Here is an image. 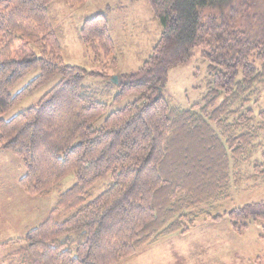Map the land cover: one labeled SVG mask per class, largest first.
Returning a JSON list of instances; mask_svg holds the SVG:
<instances>
[{"label":"trees","instance_id":"1","mask_svg":"<svg viewBox=\"0 0 264 264\" xmlns=\"http://www.w3.org/2000/svg\"><path fill=\"white\" fill-rule=\"evenodd\" d=\"M58 1L0 0V152L22 160L19 184L28 195L58 192L49 217L3 263L120 264L145 246L189 234L199 220L228 216L238 235L264 223V202L214 213L234 190L264 185V0H147L162 32L116 96L138 99L101 126L108 105L85 87L91 73L61 56L62 33L51 15ZM66 1L72 8L86 2ZM110 11L80 31L95 56L116 49ZM196 48L208 64L207 92L184 109L160 91L169 69ZM36 69L40 74L13 95ZM57 76L37 106L2 119ZM72 173L76 183L62 191ZM107 175L111 182L91 200L92 187ZM57 214L66 219L58 222Z\"/></svg>","mask_w":264,"mask_h":264},{"label":"rangeland","instance_id":"2","mask_svg":"<svg viewBox=\"0 0 264 264\" xmlns=\"http://www.w3.org/2000/svg\"><path fill=\"white\" fill-rule=\"evenodd\" d=\"M108 7L111 8L109 16L116 49L108 57L102 53L95 56L83 45L80 31L85 21ZM51 15L62 33L61 56L64 62L89 71L91 74L85 79V87L91 89L98 101L108 105L107 113L98 124L101 126L108 114L138 99V95L132 94L116 101L120 93V81L123 82L124 76L136 73L142 66L159 40L162 28L154 19L147 0H86L76 8H72L66 0H61L51 6ZM202 51L203 48H196L192 58L172 66L168 71L160 92L176 106L190 108L201 103L207 92L208 64L202 57ZM39 74V69L34 70L12 90V94L19 93ZM60 80L61 77L57 76L31 97L21 101L2 119L9 121L26 109L37 106ZM109 83L112 86H108ZM261 106L264 108V96L261 98ZM24 174L21 159L10 152H0V264H4L6 256L24 247L19 239L26 235L28 229L43 222L40 213L35 215L34 205L43 204L42 208L48 210L58 200L57 191L47 197L28 195L19 184ZM110 182V175L98 181L90 191L91 200ZM75 183L76 177L72 173L62 182L60 189L66 191ZM253 184L250 182L240 190H234L232 197L223 201L214 213L225 215L233 209L264 202V185L254 188ZM65 219L63 214L56 216L60 223ZM263 224L262 221L254 222L238 235L232 232L228 216L219 222L199 220L189 234H175L145 246L137 255L120 264H264ZM12 239L17 241L9 242Z\"/></svg>","mask_w":264,"mask_h":264},{"label":"crops","instance_id":"3","mask_svg":"<svg viewBox=\"0 0 264 264\" xmlns=\"http://www.w3.org/2000/svg\"><path fill=\"white\" fill-rule=\"evenodd\" d=\"M42 205L43 204H36V205H34V210H35V215H38L39 213H40V216L42 215V217H43V220L42 221H45L47 218H46V216L48 215V212H49V210H51V212H52V209L54 208V207H49V209L47 210V209H44V208H42ZM51 212H50V214H51ZM46 218V219H45ZM40 225V224H39ZM35 228V227H34ZM31 229H33V228H30V229H28L27 231H29V230H31Z\"/></svg>","mask_w":264,"mask_h":264},{"label":"water","instance_id":"4","mask_svg":"<svg viewBox=\"0 0 264 264\" xmlns=\"http://www.w3.org/2000/svg\"><path fill=\"white\" fill-rule=\"evenodd\" d=\"M116 82L118 83V79L116 78Z\"/></svg>","mask_w":264,"mask_h":264}]
</instances>
